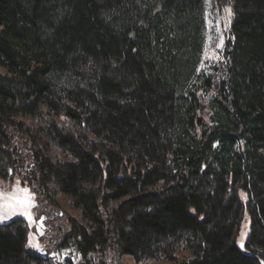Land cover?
I'll return each mask as SVG.
<instances>
[{
    "label": "trees",
    "instance_id": "trees-1",
    "mask_svg": "<svg viewBox=\"0 0 264 264\" xmlns=\"http://www.w3.org/2000/svg\"><path fill=\"white\" fill-rule=\"evenodd\" d=\"M227 2L197 72L205 0H0V158L53 247L264 264V0ZM61 195L80 221L44 207ZM28 233L0 223V264H49Z\"/></svg>",
    "mask_w": 264,
    "mask_h": 264
},
{
    "label": "rangeland",
    "instance_id": "rangeland-1",
    "mask_svg": "<svg viewBox=\"0 0 264 264\" xmlns=\"http://www.w3.org/2000/svg\"><path fill=\"white\" fill-rule=\"evenodd\" d=\"M205 0L204 4V30L202 33L203 44L200 53L199 63L197 65V72H207L209 67L215 62L219 61L222 53L225 50V35L228 31L231 14L225 11V9H231L227 0ZM222 41V44H221ZM61 155V154H60ZM65 155H61L58 159H63ZM63 160H70L65 156ZM6 179L0 178V223L6 222L13 218H23L27 224L30 243L36 249V251L44 250L47 253L53 254V256L64 257L66 248L71 250H77L72 245L64 248L53 247L51 237L54 235L48 230V226L44 221L42 208L36 201V194L33 192H25L26 188L19 186V181L12 178L11 171L7 167V160L3 156L0 158V174H6ZM15 194L22 201L20 204H16L14 201L8 199L9 196ZM53 202L49 205H45L46 209H54L58 213L69 218L80 221L79 210L74 208L71 204V200L66 196H58L54 198ZM11 205V207L9 206ZM39 207V208H38ZM39 211V212H38ZM244 232L246 240L249 232V219L246 217L240 225V232L238 240H241V232ZM34 234V235H33ZM40 239L42 240L40 242ZM45 241V242H44ZM180 255V256H179ZM178 257L187 256L186 252L180 250L177 253ZM177 257V258H178ZM82 261L86 264H173V262L165 260L163 258L146 260L141 263H136L132 256L122 255L115 250H99L96 252H89L85 258H80L76 255L73 261ZM49 264H54L48 262Z\"/></svg>",
    "mask_w": 264,
    "mask_h": 264
},
{
    "label": "built area",
    "instance_id": "built-area-1",
    "mask_svg": "<svg viewBox=\"0 0 264 264\" xmlns=\"http://www.w3.org/2000/svg\"><path fill=\"white\" fill-rule=\"evenodd\" d=\"M64 253L66 254V256L64 257H58V256H53V254L47 253L44 250H39L38 254L43 257V258H47L50 262L54 263V264H62V263H66L67 261H73L76 258L77 253L75 252V250H71L70 248H66Z\"/></svg>",
    "mask_w": 264,
    "mask_h": 264
},
{
    "label": "snow or ice",
    "instance_id": "snow-or-ice-1",
    "mask_svg": "<svg viewBox=\"0 0 264 264\" xmlns=\"http://www.w3.org/2000/svg\"><path fill=\"white\" fill-rule=\"evenodd\" d=\"M225 11L228 12L229 14H231V9H225ZM221 44H222V41H221ZM24 191L27 192L28 190L25 189ZM242 195H243V194H242ZM8 199L11 200V201H14L16 204H20V203H22V201L19 199V197L16 196L15 194L9 196ZM9 206L11 207V205H9ZM245 235H246V234L242 231V232H241V240H242V241L244 240ZM239 248H240L241 250H243V249H244V244H243V243H240V244H239Z\"/></svg>",
    "mask_w": 264,
    "mask_h": 264
},
{
    "label": "water",
    "instance_id": "water-1",
    "mask_svg": "<svg viewBox=\"0 0 264 264\" xmlns=\"http://www.w3.org/2000/svg\"><path fill=\"white\" fill-rule=\"evenodd\" d=\"M73 264H86L85 262H82V261H79V260H77V261H74L73 262Z\"/></svg>",
    "mask_w": 264,
    "mask_h": 264
}]
</instances>
